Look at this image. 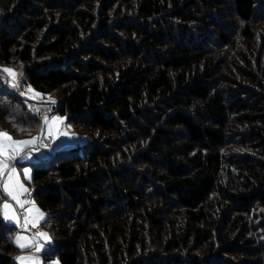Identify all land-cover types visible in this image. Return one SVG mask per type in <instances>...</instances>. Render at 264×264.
Here are the masks:
<instances>
[{
	"label": "trees",
	"instance_id": "obj_1",
	"mask_svg": "<svg viewBox=\"0 0 264 264\" xmlns=\"http://www.w3.org/2000/svg\"><path fill=\"white\" fill-rule=\"evenodd\" d=\"M0 66L87 137L34 164L45 261L264 264V0H2Z\"/></svg>",
	"mask_w": 264,
	"mask_h": 264
},
{
	"label": "rangeland",
	"instance_id": "obj_2",
	"mask_svg": "<svg viewBox=\"0 0 264 264\" xmlns=\"http://www.w3.org/2000/svg\"><path fill=\"white\" fill-rule=\"evenodd\" d=\"M1 3H2V0H0V4ZM21 67L22 65L20 64L19 69H21ZM5 68L10 69L17 74L15 80H13L12 77L8 75V73L3 71V69ZM16 69L13 67L0 66V93H7V92L9 93V91L13 89L14 90L20 89L21 92H25V90L28 88L26 85L22 84L21 79H20L19 69L17 67ZM13 83H17L19 87L14 88ZM35 94H38V95H35ZM23 96L25 97L27 101V103H25V106L28 111H32L35 114L42 113L43 117L47 116L49 121H52L54 118H56L55 115L57 114H53L55 110L53 108L56 107V105L60 103L61 101L59 91H54L52 93L43 95L33 90V92H27ZM1 99L2 97H0V101ZM53 100L55 101L54 104L52 103ZM37 109L39 110L38 112L36 111ZM3 113L4 112L0 113V132H6L12 136L9 130H14L16 131L15 133H13L12 131L11 132L13 133L15 137L33 133L31 132L32 131L31 127L35 126V121L33 120L32 117L30 118L27 117V122L25 123L20 122V124L16 123L15 125L13 121H11L10 116L7 118L4 116ZM26 116L27 115H25V117ZM12 118L13 120L17 119L15 116ZM21 119H23L22 116H21ZM60 121H61L60 123L52 124V130H53L52 135L56 139V144L53 147H51V152H49L50 149L49 150L43 149L41 147L42 140H38L37 143L34 145L24 146L10 160V165L12 167H15L16 169L13 183L15 184L16 180H18L19 184L23 185V189L27 190L26 192H24L20 190L17 186L16 191L21 200H23L24 196H26L28 193H31L33 169L35 166L34 164L39 163L40 160H47L49 155L54 154L55 152L61 149L62 150H66L67 148L71 149V148L77 147L78 144L83 146L86 143L87 137L84 134L77 132L71 124L67 123L65 118H60ZM42 122H43V119H42ZM47 127L48 125H46V128L45 127L42 128L41 126V128L38 130V133L33 136L35 137L41 136V133L43 132L44 133L42 137L43 139L46 135H48ZM18 128L23 129V131H18L17 130ZM81 131L85 132L84 130H81ZM57 133H59V135H57ZM35 137H31L28 139L25 138L23 140H31ZM15 140L23 141V140H18V139H15ZM48 152H49V155H48ZM25 169H27V175H25ZM6 176H7V172L5 173V177ZM5 177H0V184L4 182ZM7 202L12 205V209L15 210L17 216L19 217V223H16L15 221L5 220L3 216V221L7 225L15 227V232L13 235V242H15L16 237L19 234L26 238V240L22 241V243H27L28 240H31V241L38 242L40 245L43 246L39 252H37L35 246L24 248L23 250L17 247L18 252L16 253V256H15L16 263L21 264V262L17 260L18 257L30 256V257L36 258L33 264H60L57 258L49 261V263L45 261L44 254L51 250V246L54 243V238L49 228L46 225H44V222L47 218V213L38 205L36 199L34 197H31V199L28 201L31 203L25 204V208L31 209V211L28 213L30 223L26 227L28 226L32 227L31 221L35 220L37 223V227L41 226V229H42L41 231L44 233H47L49 239H44L41 237H39V239H34L26 231H23L20 227V224L23 223V211L24 210L20 209L16 201L11 200L10 198L8 199ZM3 203H4V200H3ZM12 209L9 210L10 215H11ZM2 212H4L3 207H2ZM41 213L43 214V218H40ZM24 264H28V262H24Z\"/></svg>",
	"mask_w": 264,
	"mask_h": 264
},
{
	"label": "snow or ice",
	"instance_id": "obj_3",
	"mask_svg": "<svg viewBox=\"0 0 264 264\" xmlns=\"http://www.w3.org/2000/svg\"><path fill=\"white\" fill-rule=\"evenodd\" d=\"M4 72L8 73L10 77H12L13 80L16 78V73L13 72L10 69H3ZM13 87H19L17 83H13ZM27 92H33L30 86L25 90V92H22L21 94L24 95ZM38 95V94H35ZM52 103L54 104L55 101L53 100ZM37 112L39 111L38 109L36 110ZM43 121L45 125H48L47 127V134L49 136L52 135V124L60 123V118L56 117L52 121H49L47 116L43 117ZM18 131H23V129L18 128ZM44 133H41V136L35 137L31 140H23V141H16L10 134L6 132H0V177H5V173L7 172V176L4 179V182L0 184V199L4 200V203L2 205L3 207V216L5 220H11L15 221L16 223H19V217L17 216L16 212L14 209H12V205L8 203V199L10 198L11 200L16 201V203L19 205V208L24 210L23 211V223L20 224L21 228H25L29 223V216L28 213L31 211L29 208H25L26 203H31V202H25L19 198V195L16 191V188H18L24 192H26V189H23V185L19 184V181L16 180V183H13L14 176L16 173L15 167H12L10 165V160L24 147L27 145H34L37 143L38 140H42ZM59 135V133H57ZM7 142V143H5ZM25 175H27V169H25ZM12 209L11 215L9 214V210ZM40 218H43V214H40ZM32 227H37V223L35 220L31 221ZM37 235L41 238L44 239H49L48 234L44 232H38ZM26 238L23 237L22 235H17L16 240H15V245L19 247L20 249L28 248L35 246L37 252L40 251V249L43 247L40 245L38 242L28 240L27 243H22V241H25ZM35 257H30V256H21L18 257L17 260L21 262V264H24V262H28V264H33L35 261Z\"/></svg>",
	"mask_w": 264,
	"mask_h": 264
},
{
	"label": "built area",
	"instance_id": "obj_4",
	"mask_svg": "<svg viewBox=\"0 0 264 264\" xmlns=\"http://www.w3.org/2000/svg\"><path fill=\"white\" fill-rule=\"evenodd\" d=\"M54 91H57V90H54ZM52 91V92H54ZM50 92V93H52ZM58 115V114H57ZM59 116V115H58ZM55 137L53 135L49 136V135H46L42 141H41V147L45 150L51 148L54 146L55 144ZM31 193H28L26 196H24L23 198V201L25 202H28L30 199H31ZM23 231H26L29 235H31L32 238L34 239H39V236L37 235L38 232H42L41 230V226L40 227H37V228H34V227H31V226H28V227H25V228H21Z\"/></svg>",
	"mask_w": 264,
	"mask_h": 264
},
{
	"label": "crops",
	"instance_id": "obj_5",
	"mask_svg": "<svg viewBox=\"0 0 264 264\" xmlns=\"http://www.w3.org/2000/svg\"><path fill=\"white\" fill-rule=\"evenodd\" d=\"M56 117H59V118H61V117H60V116H58V115H56ZM51 127H52V125H51ZM45 128H46V125H45ZM55 144H56V142H55ZM55 144H54V145H55ZM78 145H79V144H78ZM29 147H31V146H29ZM49 152H51V149L49 150ZM49 152H48V153H49Z\"/></svg>",
	"mask_w": 264,
	"mask_h": 264
}]
</instances>
